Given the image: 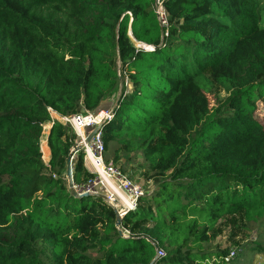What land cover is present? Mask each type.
Listing matches in <instances>:
<instances>
[{
	"label": "trees",
	"instance_id": "1",
	"mask_svg": "<svg viewBox=\"0 0 264 264\" xmlns=\"http://www.w3.org/2000/svg\"><path fill=\"white\" fill-rule=\"evenodd\" d=\"M116 90L104 146L140 154L154 183L122 237L100 197L67 189L84 155L50 113ZM262 104L264 0H0V264H227L204 247L216 223L264 219Z\"/></svg>",
	"mask_w": 264,
	"mask_h": 264
},
{
	"label": "rangeland",
	"instance_id": "2",
	"mask_svg": "<svg viewBox=\"0 0 264 264\" xmlns=\"http://www.w3.org/2000/svg\"><path fill=\"white\" fill-rule=\"evenodd\" d=\"M130 36V34L128 33ZM129 88V86L127 87ZM118 94V90L112 92L105 97L98 110L109 111ZM210 106L217 104L225 98L224 91L219 86H214L212 92L206 95ZM94 111V112H96ZM51 118L62 123L61 117L55 116L53 112ZM257 116L264 120V105H257ZM49 123L43 126L40 147L46 146L45 138L49 131ZM44 137V138H43ZM115 146H107L105 148L104 159L107 162L113 163V150ZM120 160L115 164L120 168L123 174L130 178L135 183H140L146 195H149L154 189V183L150 180V167L143 161L140 154H127L120 152ZM47 157L42 158L43 162H47ZM85 175L82 183V190H89L91 183L94 180V174ZM127 228L121 229L124 234H127ZM214 238L210 243L204 245L209 247L208 250L228 251L227 264H264V219L257 223H246L243 219V213H237L231 216H225L219 220L211 231ZM48 262L49 260L46 259Z\"/></svg>",
	"mask_w": 264,
	"mask_h": 264
},
{
	"label": "built area",
	"instance_id": "3",
	"mask_svg": "<svg viewBox=\"0 0 264 264\" xmlns=\"http://www.w3.org/2000/svg\"><path fill=\"white\" fill-rule=\"evenodd\" d=\"M156 14L161 23H164V10L157 2ZM111 117L109 111L98 110L90 112L81 110L80 112L61 117L62 123L67 124L76 136V148L74 155L83 152V163L87 162L88 169L94 174V180L89 190L76 189L79 193H88L91 195H102L104 202L115 210L122 218L127 213L136 210L140 205V200L146 194L140 183L133 182L119 167L104 159L105 146L102 141L100 126ZM99 128L91 137L88 143L85 142L88 135ZM124 234V233H123ZM157 256H162L163 251L158 249ZM228 256V255H227ZM225 257L224 261L228 260Z\"/></svg>",
	"mask_w": 264,
	"mask_h": 264
},
{
	"label": "water",
	"instance_id": "4",
	"mask_svg": "<svg viewBox=\"0 0 264 264\" xmlns=\"http://www.w3.org/2000/svg\"><path fill=\"white\" fill-rule=\"evenodd\" d=\"M99 128H96L95 130H93L88 137L86 138L85 142L88 143L92 137V135L98 130ZM71 157L68 158V160L66 161V171H65V179H66V184H67V189L69 190L70 194L73 197H83V196H87L88 193H79L76 191V189L74 188V183L72 180V166H71ZM98 197H100L103 201L105 200V197L102 195H98ZM114 212V216H115V227L118 229V234L119 236H123V232L121 229H119L120 227V222H121V217L119 216V214L113 210Z\"/></svg>",
	"mask_w": 264,
	"mask_h": 264
},
{
	"label": "crops",
	"instance_id": "5",
	"mask_svg": "<svg viewBox=\"0 0 264 264\" xmlns=\"http://www.w3.org/2000/svg\"><path fill=\"white\" fill-rule=\"evenodd\" d=\"M110 110V109H109ZM54 115L55 116H58V114H56V113H54ZM60 117V116H59ZM49 129H50V126H49ZM45 142H46V138H45ZM46 147V150H47V153H48V155L46 156L47 157V161H48V157H49V150H48V147H47V145L45 146ZM84 164V163H83ZM84 169H85V172L88 174V173H90L89 172V169H88V164H87V162H85V164H84Z\"/></svg>",
	"mask_w": 264,
	"mask_h": 264
},
{
	"label": "bare ground",
	"instance_id": "6",
	"mask_svg": "<svg viewBox=\"0 0 264 264\" xmlns=\"http://www.w3.org/2000/svg\"><path fill=\"white\" fill-rule=\"evenodd\" d=\"M46 124H47V123H46ZM43 138H44V137H43ZM40 144H41V143H40ZM41 149H42V152H43V156L46 157V156L48 155V153H47V150H46V147L44 146V144L42 145Z\"/></svg>",
	"mask_w": 264,
	"mask_h": 264
}]
</instances>
